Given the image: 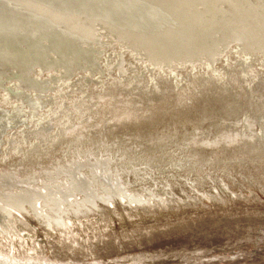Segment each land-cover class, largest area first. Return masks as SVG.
Wrapping results in <instances>:
<instances>
[{"label": "rangeland", "instance_id": "374dc122", "mask_svg": "<svg viewBox=\"0 0 264 264\" xmlns=\"http://www.w3.org/2000/svg\"><path fill=\"white\" fill-rule=\"evenodd\" d=\"M58 1L61 0H45L41 4V22H72L70 19L76 17L77 9L70 6L71 11L68 6L56 8L54 6ZM169 1L181 10H177L178 12L186 13L187 10L194 16L198 14L197 11L200 12L203 4H210V1L212 4V0H197V3L195 0ZM218 1L221 0H213L212 5L219 4ZM220 4L218 6L225 9L226 5ZM191 10L196 11V15ZM259 10L257 12L261 11ZM214 12L215 10L210 13L211 17L217 14ZM71 14L75 17L70 18ZM211 17L204 20L210 22L213 20ZM262 22L258 27L254 23H249V26L259 30L264 27V20ZM97 23H91L92 40L90 36L88 39L92 43L85 38L84 42L81 40V45L90 44L92 52L101 53L96 66L102 71L93 75L90 82L82 85L83 89L74 90L71 97H78L79 104L84 108L89 102L82 97L83 92H88L93 97L103 96L91 109L90 122L84 124V128L80 130L84 140L82 148L94 149V144L102 140L109 149L112 148L113 154L103 152L97 155H104L112 160H109L110 164H101L99 168H95L97 173L88 168L87 164L69 167L74 153L64 152L73 143L64 138L63 140L62 137L45 142L39 134L24 135L17 119L8 120V124L0 129V175L6 171L8 175L12 172L19 178L22 176L28 188L25 184L22 186L14 182L7 183L0 178V196L6 194V198L15 192V195H19L24 190L23 197L28 202L24 199L18 202V206L25 203L22 211L10 208L12 211L8 223L12 227L9 232H3L5 230L0 228V255L8 259L45 261V264L50 263L48 260L83 264H264V153L249 151L248 148L255 144L249 139H235L232 143L222 140L228 133L242 131L245 123L243 120L254 119L260 106H264L260 103L264 100L263 90L252 91L254 87H260L264 83V54L257 49L258 45L247 49L244 41L236 42L231 39L221 48H210L211 54L224 50L217 55L214 62H211L212 58L209 56L207 59L199 57L201 60L190 61L191 63L180 55L182 51L171 47L151 61L147 51L130 46L128 40L110 34L105 36L102 24ZM100 32L105 37H100ZM97 41L101 43L99 46ZM208 42L209 38L202 41L198 49H208ZM86 52L90 50L87 49L84 54L76 57L70 73H51L48 74L49 77L43 73L37 79L41 84L40 89L12 87L21 90V95H16L18 98L10 88L7 90L0 87V108L13 110L28 107L25 103L33 100L35 110L32 112L37 111L38 115L44 116L38 122V128L45 129L47 125L48 129L50 126L45 116L54 109L53 104L58 105L53 95L63 87V81L64 84L74 83L77 76H92L81 68L84 61L81 59H84ZM239 55L241 59H238ZM117 60L126 73L124 81L120 80L122 77L120 78L119 72L114 68L113 62ZM34 69L41 74L39 68ZM243 69L245 70L242 71ZM142 70L146 73L139 79L137 88L144 93L131 95V84L136 82L135 78ZM174 77L179 78L176 80ZM97 79L100 83L95 82ZM6 83L9 85V81ZM121 113H128L131 117L116 119L115 115ZM77 115L75 119L80 120L84 114ZM30 119L33 120L34 116H30ZM21 120L26 122L24 116ZM61 124L63 125L62 119ZM52 125L55 127L51 132L59 131L56 129L59 126L58 121ZM259 126L256 121L253 134H256ZM7 140L13 142L10 143L13 151L5 154ZM42 142L46 146L49 144L46 150L35 147L42 145ZM182 145L185 148H180ZM119 146L129 150L132 155L152 157L154 160L157 158L159 163H142L138 165L139 172L131 167L123 170L122 156L113 150L120 148ZM94 155L91 154V159L87 162L94 163ZM171 158L181 162L172 166ZM58 163L65 167L59 173L56 165ZM109 172L114 173L112 181L106 180L105 176ZM27 173L32 174L29 176ZM26 175H32L30 179L34 177L33 182L26 179L29 178ZM58 176L61 178H57ZM92 178L98 185L90 190L86 179ZM46 183L50 186L49 189L57 187L54 192L61 188L65 191V187L68 188L73 183L74 187H82L88 194L95 192L97 198L101 194L115 195V198L108 203L98 199L97 205L88 204L87 209H81V214L71 212L72 214L65 216L63 224L47 225L33 213L34 201L45 195L42 186ZM122 186L126 197L119 191ZM120 192L121 195L116 196ZM131 194L141 200L131 201ZM78 196L81 200L84 195L80 193ZM4 197L3 202L11 203ZM3 202L1 203L4 204ZM10 243L14 249L9 251Z\"/></svg>", "mask_w": 264, "mask_h": 264}, {"label": "bare ground", "instance_id": "6f19581e", "mask_svg": "<svg viewBox=\"0 0 264 264\" xmlns=\"http://www.w3.org/2000/svg\"><path fill=\"white\" fill-rule=\"evenodd\" d=\"M195 1L196 3L198 2L197 0ZM204 1L208 2V0H204ZM221 1L223 3L220 4ZM221 1H218V2L220 5L222 4L226 5L227 7V9L225 7L226 11L225 9H222L223 6L219 7L218 3L217 4L215 3L217 6L216 5L213 6L212 5L213 0H212V4H211V1H210V4L202 3L203 5L200 8L202 7L203 8L200 10V12L197 11L198 12L197 15H196L197 13L196 11L191 10L194 13L196 12L195 13L196 16H194L192 14H189L192 12L188 11L189 12L188 13L187 10H185L186 13L178 12L181 10H178V8L174 7V5L169 0H129V1L128 0L127 1L126 0H122V1L121 0L120 1L118 0H61V1H58L55 6L54 5L53 6L56 8H63V7L66 8V6L75 8L77 9V14H75L76 17L74 16L75 17L74 18L72 14L70 15V18L71 16L72 18H74L72 20L70 19V21L72 22H62V21L57 22V20L54 19L55 21L52 23L50 22V20H49L50 23H43L41 22V17H42L41 15L43 14V12L40 11V6H42L41 4L45 3V0H0V87L2 89L4 88L8 90L10 88V91H13V93L15 94V97H17L16 95H19V96L21 95L20 94L21 90L19 88H12L14 86H17L20 88L22 86H25V87H29L35 90L40 89L41 84H40V81H38L37 79L42 77L43 73H46L47 75L51 73H53V75L57 73H59L58 75H62V74H65L67 71L70 73L69 70L73 67L72 64L74 65V63L77 60L76 57L78 55L84 54L85 50L87 49H89L90 52L88 53L86 52L84 59H81V60H84L83 63H81V68L83 67V72H86L87 74L88 73L92 74V76L87 77V78L85 77L83 78V76H77V79H75L74 83L68 82L64 84V81L62 80L63 87L58 89L53 95L54 98L57 100L55 102L56 103L58 102V105L56 106V104H53L54 109L50 110L51 113L45 116V120H47L48 118V123L50 126L48 129L46 128L47 125H45V129L38 128L39 126L38 122L42 120L44 116L38 115L37 111L32 112V110H35L33 100L25 103V105L27 104L28 107H21V108L13 109V110H9V109L7 110L1 107L0 108V129L5 124L6 125L8 124V120H10L11 118H14L19 121L21 125L22 133L24 135H28L30 133L32 134V136H35L39 134V136L42 137L45 142H47V140L49 141L50 139L56 138V137L57 138L62 137V139L63 138L66 139L67 142L73 143L71 144L70 148H68L67 150L65 149V152H64V153H69V152L74 153V156L70 159L72 163L69 165V167H73L75 165L79 167L78 166L79 164L81 165L87 164L88 168L90 167V169L96 171L95 168L97 167L99 168V165L100 166L101 164L107 165V163L110 164V161H109L111 159L110 157H105L104 155H97V154H102L103 152H108V153L113 154L112 148L109 149V146L106 145V143H104L102 140L94 144L95 145L94 149L92 147L82 148V144L84 140H82L83 132L80 131L81 128H84L82 127L84 126V124L86 125L90 122L91 118L89 117V113L91 112V109H93V107H95L99 103L100 99H102L103 96L101 95V96L93 97L92 94L82 91L83 92L82 97L86 99V101L89 102V104L84 106V108L79 104L80 99H78V97H74V99H72L73 97H71L72 96L71 94L74 93L73 92L74 90L83 89L82 85L90 82L92 80L91 78L93 77V75H96V73H101L102 71L101 68H97L96 66L97 59L99 60L101 53L99 54V53H94L91 51V48H92L90 45L92 43L90 42L92 40L91 23L99 22L100 24H102L104 28L103 31H105L106 33L105 36L110 34L120 39L128 40L130 46L132 47L134 46L136 48L147 51L149 53L148 56L151 59V61L157 59L158 56L161 55L164 51L171 49V47H175L179 49L180 51H182L180 55L184 56L189 62L195 61L197 59L201 60L199 59V57L207 59L209 56L210 58H212L211 62H214L217 55L221 54V52H223L224 50L221 52L218 51L217 53L214 50L216 54H211L209 51L211 50L210 48L212 47L221 48V46L226 41L231 40V39L235 41L236 40L244 41L247 49H251L253 47L252 45H258L257 49H260V51L264 54V27L262 29L256 30V29L250 28L249 26V23H252V24L254 23L255 26L257 27L263 23L262 21L264 20V0H221ZM179 4L180 3L178 2L177 5L179 6ZM180 7H182V5H180ZM72 8L68 10L71 11ZM259 8H261L260 9L261 11L259 10ZM214 10L215 12H217V14L213 15L214 17H211L210 13L213 12ZM253 10H255L256 12ZM258 10L260 12H257ZM74 11L76 12V10ZM56 13L58 15V12ZM59 16L62 17L61 15ZM55 17L57 16H54V18ZM208 17H211L213 20L211 18H209L210 20H212L210 22L209 21L207 22L206 19L204 20V18L208 19ZM64 18L65 17H63V19ZM60 25H62L61 28L59 27ZM99 27L100 25L98 26V28ZM99 35L102 38L105 37L104 34H102L101 32ZM89 36L91 40L88 39ZM85 38L88 39V41L90 40L89 41L90 44L89 45L85 44L86 46L85 45L82 46L81 40H83L84 42ZM208 38H209L208 49L199 50L198 46L202 43V41H204L205 39L207 40ZM104 39H102V41ZM125 40H124V43H125ZM98 42L99 41H97V45L98 44L100 45L101 43L100 42L98 43ZM233 42L234 41H232V43ZM50 54H52V56ZM241 54H244V53H241ZM240 56L241 55H239L238 59H241ZM244 57H247V56H244ZM113 63H114V68H116V71L119 72L120 74V78L122 77V79L120 80L124 81L126 78L125 76L126 73L124 69H122V66L120 65L118 60L114 61ZM35 67L39 68L40 70L39 72L41 73L40 75L38 73V70L34 69ZM205 67H207L208 69V66H205ZM248 67L249 66L247 65V68ZM209 69H210V66H209ZM34 70H35V74H33ZM75 70L78 71L77 69ZM244 70L245 69H243L242 71ZM145 73L146 71L142 70L141 74H139L135 78L136 82H133L131 84V88H132V91H130L131 95H136L140 92L144 93L142 90H140L137 87L140 82L139 79H141L143 74ZM49 76L50 75H48L47 77ZM174 78L178 80L179 77H174ZM7 81H9V85H7L6 83ZM47 81L49 82V80ZM95 82L100 83L98 79L95 80ZM60 83H61V80L58 82V84L60 85ZM78 83H81V84L78 85ZM54 86H57V84ZM256 90H263L262 93L264 94V83L260 87L258 86L252 89L253 92H255ZM47 102L46 103L44 102V103L47 104ZM260 103L261 104L263 103L262 105H264V100ZM250 105L251 103L249 102V106ZM77 114L79 115L84 114V115L82 116L80 120H76L75 118L76 116H78ZM29 115L34 116V119L31 120ZM68 115L72 117L74 115V117L72 118ZM6 116H8V119L6 118ZM23 116L26 122L21 120L23 119ZM115 116H116V119H128L131 117L128 113H121ZM61 119H62L63 125L61 124ZM57 121L59 123V126L56 129H59V131L51 132L54 129L53 127H55V125L53 126L52 124L54 122H56L57 124ZM243 121H245V123L243 125L242 131L240 132L234 131L233 134L228 133L227 135L222 137L223 138L222 140L225 143H232L235 141V139H249L253 143H255L254 146H251V148H248L249 151L255 150L260 153H264V106L262 107L260 106V110L256 113L254 119L247 121L245 118ZM256 121L259 122L260 126L256 134H253L254 125ZM43 129H44V132H42ZM47 131L49 134L47 133ZM260 140L262 141L260 142ZM10 141L11 140H7V143H6L7 149L6 151H4L5 154L8 153L9 151H13V149H11V146H10V143H13V142L12 141L10 142ZM43 142L41 143L42 145L40 144L35 145V147L37 149L44 148L46 150V147H48L49 144L46 146L43 144ZM206 142L207 141H203V143H206ZM184 146L182 145L180 148H185ZM14 150L16 149L14 148ZM113 150L116 152L118 151L119 155L122 156L121 162H122L123 167H121V169L123 170L127 169L128 167H131L132 170H137L139 172L138 165L142 163H147V162L150 164L159 163L157 158H155L154 160V159H151L152 157L142 158L141 156L132 155L131 153L128 152L129 150H125L124 148H121V147L113 149ZM32 153L34 154V152ZM91 154L93 155L96 154V156L94 155V158H95L94 163L87 162V161H90L89 158L91 159L90 157ZM171 160H172V166L174 164L178 165V163L181 162L180 160H177V159L173 160L171 158ZM56 165H57V170H58L57 173L62 171L63 168L65 169L62 163H58ZM109 168H110V165H109ZM49 171L50 170H48V172ZM106 171H108V168ZM110 171H112V169H110ZM1 173L2 174L0 175V178H2L4 182H7V183L14 182L22 186L25 184V187L28 188V184L26 182L24 183V181L22 180L21 174H20L21 176L20 177L21 179H20L18 176H15L17 174L13 175L12 172L9 175L7 174L6 171H3ZM32 173H27V174L30 176V174ZM135 173L137 174V172ZM113 174L114 173L109 172V174L105 176L106 180L112 181L111 177L113 176ZM66 175L67 177L66 176L65 177L68 178V175H69L68 171ZM31 177L26 178V179H30ZM59 177L60 176H58L57 178ZM94 178H92V180L86 179L87 181L86 183L90 190L93 187L95 188V185H98L97 182L94 181ZM118 178H121V177L118 176ZM32 179H34V177ZM49 180L51 181V179ZM75 182L77 184L79 183L78 181H75ZM72 184L73 183H71L68 188L65 187L66 184H63L65 185L64 186L65 191H63L61 188V190L59 189L56 190L55 191L56 193L54 192V190L57 187L55 189H49L50 186H48L47 183L45 184V186H42V189H45V195H41L35 199L34 212L32 211L34 215H36L40 220L45 222L47 225H50L53 223H58L59 225H61L64 222L65 216H67L68 214H72L71 212H73L74 214L76 213V215H79L82 213L81 209L88 208L87 206L88 204L92 206L97 205L96 201L98 199L108 203L114 200L115 198V195L113 196V195H108V194H105V195L101 194L97 198V195L94 194L95 192L92 191L90 194H88L89 192L87 193L84 190H82L81 189L82 187L81 188L74 187L75 185L73 186ZM110 185L114 186V184H110ZM96 188L99 189L98 187ZM108 189H110V187ZM50 190L53 192H51ZM0 191L2 192V190ZM23 191L24 190H22V193L19 195H15L17 192H15V194H13L14 193L13 192L12 196L6 197L11 203L3 202L4 201L3 197L6 194L4 196L3 195L0 196V228L5 230L3 232H6V231L9 232L10 228L12 227L10 223H8V217H10L11 211H12L10 208L11 207L15 208L18 211H22L25 209L24 207L25 203L21 202L22 205L20 204L19 206L17 205L19 201H22V199H24ZM99 191L102 192L101 189H99ZM119 191L123 192V196L126 197V195L124 194L125 191H124L123 186H122V189H120ZM64 192L66 194H63ZM109 192L111 191L109 190ZM121 192L116 196H120ZM80 193L84 195L81 198V200L78 199L79 197L78 195H80ZM130 196L132 198L131 201L141 200L138 197H135L134 195H133L134 197H132V194ZM1 202H3L4 204H2ZM26 202H28V200ZM38 202L42 204H39ZM9 220H10L9 222H11V219ZM3 225H5V227ZM12 249H14L13 244L10 243L9 251ZM48 261L50 262L49 264H83V263L74 262V261H71L68 263H63V262L56 263L54 260H48ZM40 263L45 264V261H33L30 259L29 260H19L16 258L8 259L0 255V264H40ZM198 263L201 264V262H198Z\"/></svg>", "mask_w": 264, "mask_h": 264}]
</instances>
